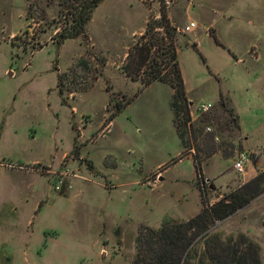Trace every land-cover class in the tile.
<instances>
[{"label": "rangeland", "instance_id": "1", "mask_svg": "<svg viewBox=\"0 0 264 264\" xmlns=\"http://www.w3.org/2000/svg\"><path fill=\"white\" fill-rule=\"evenodd\" d=\"M61 1L0 0V264H135L142 232L184 223L264 172L260 49L204 23L195 0H103L84 34L63 40ZM229 5L254 32L261 0ZM162 6L189 104L184 145L167 34L146 39L164 46L154 69L136 49ZM202 101L213 106L197 116ZM245 192L256 197L199 236L189 264H232L234 252L264 264V190Z\"/></svg>", "mask_w": 264, "mask_h": 264}, {"label": "trees", "instance_id": "2", "mask_svg": "<svg viewBox=\"0 0 264 264\" xmlns=\"http://www.w3.org/2000/svg\"><path fill=\"white\" fill-rule=\"evenodd\" d=\"M102 1L103 0H62L61 5L63 6V9H66L71 17L68 21V24L70 25H67L59 33V37L66 40L76 39L83 35L86 25L92 19L93 11L102 3ZM153 24H151V22L148 23L142 41L136 47L138 58H140L139 67L141 69L150 64V58L154 47H157L158 49L164 48L162 45L152 43L151 39L146 40L148 37H151V32L154 28H163L168 37L166 48H168L169 53H171L169 55V64H172L173 67L174 79L171 80L170 83L174 89L175 101L173 106L176 107V112L178 114L176 125L179 129V137L183 143V139L186 135L185 131H183V127L189 120V104L186 101L184 82L179 64L176 60L177 56L173 41L174 34L172 32L174 29L171 28L168 14L165 8L163 9V6L161 9V19L155 21ZM155 66V62L153 61V64H150L149 67L154 69ZM160 77L161 70H158L153 76V80H159ZM182 102H184V105H181ZM181 114H184V116L182 115V117ZM114 117L115 114H112L110 120H114ZM185 117H187V119ZM262 182H264V172L260 173L238 191L225 195L220 201L204 209L198 215L184 223H166L159 230H145L140 234V250L135 264H189L191 261V255H189L188 250L190 247L193 248L196 239L199 236L206 234L212 226L216 224V221L226 219L238 209L249 204L256 196L254 194L249 196L245 190H247L248 187L253 186L255 192L257 191V195L264 190L261 188ZM219 251H221V247ZM221 254H224V248H222ZM230 259L232 264H247L244 257H239L235 252ZM256 264H260L258 260H256Z\"/></svg>", "mask_w": 264, "mask_h": 264}, {"label": "crops", "instance_id": "3", "mask_svg": "<svg viewBox=\"0 0 264 264\" xmlns=\"http://www.w3.org/2000/svg\"><path fill=\"white\" fill-rule=\"evenodd\" d=\"M232 0H195L193 8L197 10L196 16L206 24L219 23L220 21H224L226 23V28L228 30H233L238 28L237 32L244 35L246 38L250 37V40L253 44L258 45L260 49V57L258 59L257 64H259V68H264V14L259 13V17H257V25L254 26V32L246 31L245 24L240 22V19L235 18L231 13H229L234 6H230L229 3ZM242 1V0H239ZM261 3L264 4V0H261ZM193 5V3H192ZM193 10V9H192ZM190 12V10H189ZM193 14V13H192ZM191 14V15H192ZM223 14L224 17H223ZM231 14V15H230ZM169 17V16H168ZM234 18L235 23H229L224 19ZM233 19V20H234ZM232 20V19H231ZM254 21H249V24H253ZM197 25V24H196ZM222 31L221 29H219Z\"/></svg>", "mask_w": 264, "mask_h": 264}, {"label": "built area", "instance_id": "4", "mask_svg": "<svg viewBox=\"0 0 264 264\" xmlns=\"http://www.w3.org/2000/svg\"><path fill=\"white\" fill-rule=\"evenodd\" d=\"M196 23L190 22L188 23L185 28L183 29L184 33H191L196 29ZM213 104L212 102L208 101H202L197 105L196 112L197 116H202L209 112L212 108ZM210 129H208L209 131ZM251 164V156L250 154L246 152H240L237 154L236 159L233 162V168L234 170L239 174H244L246 172V168L248 165ZM61 183L57 185V190L61 189Z\"/></svg>", "mask_w": 264, "mask_h": 264}]
</instances>
